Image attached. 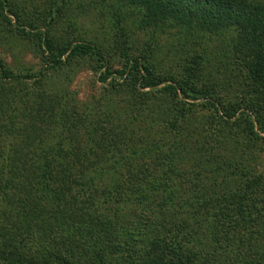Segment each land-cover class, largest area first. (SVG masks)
I'll use <instances>...</instances> for the list:
<instances>
[{
  "label": "trees",
  "instance_id": "obj_1",
  "mask_svg": "<svg viewBox=\"0 0 264 264\" xmlns=\"http://www.w3.org/2000/svg\"><path fill=\"white\" fill-rule=\"evenodd\" d=\"M27 1L0 0L39 66L0 59V264H264V167L214 149L264 145V0ZM98 9L105 51L71 37Z\"/></svg>",
  "mask_w": 264,
  "mask_h": 264
},
{
  "label": "rangeland",
  "instance_id": "obj_2",
  "mask_svg": "<svg viewBox=\"0 0 264 264\" xmlns=\"http://www.w3.org/2000/svg\"><path fill=\"white\" fill-rule=\"evenodd\" d=\"M1 1L5 2V0ZM9 2L17 4L19 9L24 10L25 14L30 6V2L27 0H9ZM6 10L7 9L4 10V14L5 16L7 15L12 21L11 26L15 25L16 18L14 16L8 15V13L5 12ZM101 12L102 10L98 9L94 12H91L92 14H85L83 18L77 19L76 28L74 29V33H72L71 37L76 41L84 40L93 42L98 47L104 48L105 51V49H110L111 40L116 30H114L112 25L110 27L108 25L110 20L108 9H105V11L102 13ZM11 26L7 25L3 17L0 16V59L3 60L8 67L15 71L30 67L37 71L39 68L38 60L35 59L27 50H25L23 46L18 44V38L14 34V28ZM133 38L136 40L135 36ZM143 39H145L143 34L139 33L138 40L142 41ZM224 41L226 40L224 39ZM161 42L163 43L161 44L163 47L166 45L169 49L175 43H173L171 38L167 35L162 36ZM219 43L220 42L218 40L213 39L211 45L214 46ZM111 52L113 54V51ZM163 52L166 51L164 50ZM110 65H112L114 69L119 68L115 58L111 60ZM96 77L97 76L92 73L90 68L84 65H82L78 70H75L72 75L67 76L68 82H65V84L68 86L67 91L73 98L74 102L76 101L78 105H81L97 101L95 98H99L102 89L100 84L97 82ZM62 81H65L64 78H62ZM231 83L232 82H230V84ZM237 84L239 86L240 83L237 82ZM81 107H83V105ZM255 131L257 132V127H255ZM260 135L263 136L262 134ZM216 146H214L215 150H232L233 146V149L237 150H250L251 153L255 154V156L259 158L260 164L256 168L260 171L262 166L264 167V153L261 151L264 150V145L260 142L253 144L240 139V145L238 146L230 145L228 143H226L225 146L223 145V147ZM242 257L243 255H238L237 257L234 256L229 264H238L237 260Z\"/></svg>",
  "mask_w": 264,
  "mask_h": 264
}]
</instances>
